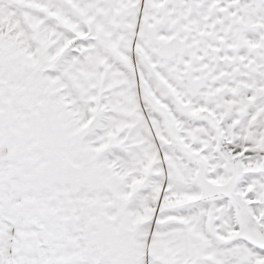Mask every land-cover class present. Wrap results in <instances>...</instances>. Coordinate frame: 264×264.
I'll list each match as a JSON object with an SVG mask.
<instances>
[{"label": "snow or ice", "instance_id": "obj_1", "mask_svg": "<svg viewBox=\"0 0 264 264\" xmlns=\"http://www.w3.org/2000/svg\"><path fill=\"white\" fill-rule=\"evenodd\" d=\"M0 264H264V0H0Z\"/></svg>", "mask_w": 264, "mask_h": 264}]
</instances>
